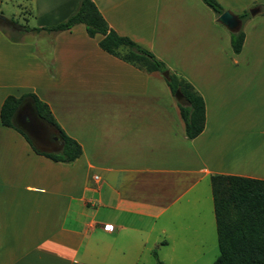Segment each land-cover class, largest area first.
<instances>
[{
    "label": "crops",
    "instance_id": "obj_1",
    "mask_svg": "<svg viewBox=\"0 0 264 264\" xmlns=\"http://www.w3.org/2000/svg\"><path fill=\"white\" fill-rule=\"evenodd\" d=\"M92 1L109 29L202 97L204 129L187 139L163 76L104 52L102 37H88L82 24L15 41L0 29V108L8 96L33 94L82 149L75 161L56 163L0 123V264H136L158 249L197 264L205 232L182 219L210 200L214 175L264 181V116L256 121L250 110L240 122L220 118L237 102L223 79L238 72L191 73L212 55H230L229 32L201 0ZM216 1L234 14L239 0ZM79 2L15 4L35 21L25 27L41 29L64 21ZM245 43L244 36L242 50ZM253 104L264 108V87L244 98L247 110Z\"/></svg>",
    "mask_w": 264,
    "mask_h": 264
},
{
    "label": "trees",
    "instance_id": "obj_2",
    "mask_svg": "<svg viewBox=\"0 0 264 264\" xmlns=\"http://www.w3.org/2000/svg\"><path fill=\"white\" fill-rule=\"evenodd\" d=\"M216 16L225 10L216 0H201ZM246 13L238 15L243 23ZM9 28L20 34L46 31L57 33L69 31L74 26L82 24L88 37L100 35L98 46L104 52L147 72H158L168 86L172 95L179 91L184 102L177 103L180 117L184 124L185 137L196 138L204 129L205 105L202 97L182 78L170 73L166 66L150 52L142 49L127 37L117 35L109 29L106 22L96 9L92 0H80L76 10L61 23L48 28H27L18 26L12 21L6 22ZM1 31L11 41L0 26ZM244 42V33H230V47L234 54H239ZM125 51L122 55L121 52ZM25 100L32 102L34 113L27 118L31 129L39 120L46 124L47 131L55 132L51 139L55 147L52 151L36 148L24 132L13 123V117ZM0 123L20 133L28 142L33 152L56 163H71L82 153L81 146L68 137L55 122L49 107L33 94H25L20 98L8 96L0 108ZM210 187L215 218L218 256L213 264H264V181L240 176L214 175L210 178ZM153 257L157 259L155 250ZM161 264V263H159Z\"/></svg>",
    "mask_w": 264,
    "mask_h": 264
},
{
    "label": "rangeland",
    "instance_id": "obj_3",
    "mask_svg": "<svg viewBox=\"0 0 264 264\" xmlns=\"http://www.w3.org/2000/svg\"><path fill=\"white\" fill-rule=\"evenodd\" d=\"M15 1L16 0H0V16L7 18L13 23L23 27H34L35 21L32 15H29V12L24 13L23 11L19 10L16 7ZM234 6L235 9H232L234 10V15L238 16L243 13L247 14V16L243 19L240 29L246 37L244 50L236 55L232 52L230 47V55L227 58L224 57V59L220 61L216 59V55H212V60H208L205 63V66L202 65V62L197 63L201 64L204 67L203 69L195 68L192 69L191 73L194 74L203 70L207 71L208 73L213 71L220 72L224 71V69L225 71L232 70L234 72H238L236 77L233 79H223V82L228 80V83H225L224 87H231L233 90L231 94V91H229V97L230 95H234L237 102L233 103V105H235L233 109L227 108L221 110L220 118L240 122L241 119L246 116L247 111L250 113V110H253L256 121H262V117L264 116V108H257L253 104V107L250 106L248 107L249 110H247L245 107L247 105H244V98L246 96L251 97L252 92L256 94L261 88L264 87V3L255 2V4L247 5L246 0H239L238 3H234ZM257 8H260V13L252 16L250 14V10ZM223 9L228 11L225 8ZM8 25L9 24L0 21V26L10 37L14 39H22L25 37V34H20L13 31ZM124 53L125 51L121 52L122 55ZM232 57L236 58V64L232 62ZM224 96L227 97L228 95L224 93ZM26 110L32 112V102L30 100H25L21 104L19 107V113H25ZM214 113L215 110L212 111V121L214 120ZM39 123L47 130V126H45L46 124L40 120ZM16 126L28 136L36 148L46 150L44 147V142L29 133V131L22 124L16 123ZM239 128L241 129L240 126ZM256 128L258 127L256 126ZM47 134L49 137H51L55 134V132L52 128H50V132L48 131ZM206 183L209 185V181ZM207 191L209 193L210 200L206 203L193 207L189 215L185 219L183 218V221L181 222V224L188 223L192 229L200 227L202 228V231L205 232L203 237L205 251L203 255H201V261L197 264H213L218 254L216 228L212 213L211 190L210 192L209 189ZM155 252L158 259H155L153 254L151 255L149 253H143L140 255V257H138L139 261L136 264H193L192 262L187 261V259H177L175 254L169 252L168 249H158L155 250Z\"/></svg>",
    "mask_w": 264,
    "mask_h": 264
},
{
    "label": "water",
    "instance_id": "obj_4",
    "mask_svg": "<svg viewBox=\"0 0 264 264\" xmlns=\"http://www.w3.org/2000/svg\"><path fill=\"white\" fill-rule=\"evenodd\" d=\"M258 12H259L258 9L250 10V14L252 16L257 14ZM0 21L4 22L5 18L0 16ZM217 22L219 24H221L224 28H226L230 33H237L238 31H240L241 26H242V22L238 19V17L229 11H224L221 15H219L217 18ZM174 98L179 103L184 102V98L179 91L175 92ZM32 112L34 113L33 108H32ZM18 113H19V110L16 113V115L13 117V120H12L15 126H16L15 119H16V116ZM57 140H58L57 137L53 138V141H57ZM46 151H52V150H51V148L50 149L46 148Z\"/></svg>",
    "mask_w": 264,
    "mask_h": 264
},
{
    "label": "flooded vegetation",
    "instance_id": "obj_5",
    "mask_svg": "<svg viewBox=\"0 0 264 264\" xmlns=\"http://www.w3.org/2000/svg\"><path fill=\"white\" fill-rule=\"evenodd\" d=\"M32 116V112L27 111L25 113H18L15 119L16 123L22 124L34 137L38 138L39 140L43 141L45 144V148L55 147L54 142L52 141L51 137L48 136L47 130L40 125L39 122L34 123L33 129L29 128L27 125V118ZM42 142V143H43Z\"/></svg>",
    "mask_w": 264,
    "mask_h": 264
}]
</instances>
